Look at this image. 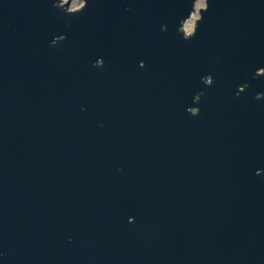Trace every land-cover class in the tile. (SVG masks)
<instances>
[{
	"label": "water",
	"instance_id": "water-1",
	"mask_svg": "<svg viewBox=\"0 0 264 264\" xmlns=\"http://www.w3.org/2000/svg\"><path fill=\"white\" fill-rule=\"evenodd\" d=\"M0 0V264H264V0Z\"/></svg>",
	"mask_w": 264,
	"mask_h": 264
},
{
	"label": "rangeland",
	"instance_id": "rangeland-1",
	"mask_svg": "<svg viewBox=\"0 0 264 264\" xmlns=\"http://www.w3.org/2000/svg\"><path fill=\"white\" fill-rule=\"evenodd\" d=\"M67 0H61V3H66ZM83 4V0H69L68 8L76 9L79 8ZM204 0H197L195 3V12L191 15V17L184 23L183 29L186 33H191L195 26V21L199 17L198 10L204 7Z\"/></svg>",
	"mask_w": 264,
	"mask_h": 264
}]
</instances>
